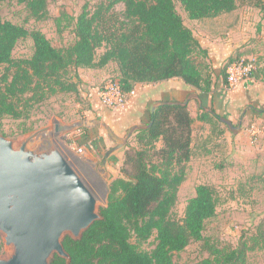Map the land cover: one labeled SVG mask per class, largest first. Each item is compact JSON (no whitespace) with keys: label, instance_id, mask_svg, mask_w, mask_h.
<instances>
[{"label":"trees","instance_id":"1","mask_svg":"<svg viewBox=\"0 0 264 264\" xmlns=\"http://www.w3.org/2000/svg\"><path fill=\"white\" fill-rule=\"evenodd\" d=\"M6 1L0 0V6ZM16 1L35 19L47 16L48 0ZM178 1L191 20L213 18L238 6V0ZM244 1L264 12V0ZM119 3L123 11L115 9ZM72 34L71 44L57 47L40 29L28 30L0 14V133L6 116L28 118L35 102L57 92L78 94L83 84L80 68L100 69L113 63L117 75L112 78L118 79L124 92L137 83L174 77L200 91L199 96L211 90V70L204 73L198 59H206L207 50L185 24L174 0H101L93 7L84 5ZM25 37L33 42L32 54L14 58L17 41ZM99 49H103L100 54ZM235 59L231 56L222 67L225 82L226 64ZM152 105L143 124L149 125L132 133L136 145L124 151L122 175L107 187L102 218L80 239L64 237L69 263L55 255L50 264H175L174 253L193 241H203L209 255L190 264H246L247 251L264 247L262 226L251 245L241 239L236 247H219L203 236L206 221L217 213L216 190L209 184H198L183 216H174L192 156L193 124L196 119L212 123L219 115L214 108L208 112L198 106L200 113L194 116L188 105L159 103L153 110ZM151 238L152 248L143 249Z\"/></svg>","mask_w":264,"mask_h":264},{"label":"rangeland","instance_id":"2","mask_svg":"<svg viewBox=\"0 0 264 264\" xmlns=\"http://www.w3.org/2000/svg\"><path fill=\"white\" fill-rule=\"evenodd\" d=\"M100 1L48 0L47 16L38 20L30 16L23 4L8 0L0 6V14L28 30L40 29L54 46L66 47L74 41L73 23L83 6L93 7ZM174 1L185 24L194 28V21L187 17L179 1ZM237 5L234 13H237L238 18H242V23L254 30L264 27V12L246 4L244 0H238ZM115 9L123 11L124 5L119 3ZM221 17H226L222 22L228 29L231 28L227 26L232 22L227 18L228 15L223 14ZM242 47L243 45L238 49ZM238 49L232 57H245L247 53L239 52ZM102 50L99 49L97 53L100 54ZM32 51L33 42L30 37H25L17 41L12 56L29 57ZM238 53L242 54L237 55ZM198 59L202 61L204 73L211 70L207 58ZM115 69V65L109 66V73L99 80V83L94 74L95 69H78L83 83L79 86L78 94L57 92L35 102L29 108L28 118L16 120L6 116L0 133L7 138L17 139L42 127L53 126L52 140L92 188L98 198L99 207L106 204L110 181L122 175L124 151L136 145L133 134L123 143L133 125L111 126L112 122H116L113 119L112 122H103V126L99 123L102 117L95 115L91 109L90 89L95 86L100 88L106 79L116 76ZM221 70L213 78L211 90L201 93L204 97L201 103L205 107L214 108L219 116L230 119L234 125L241 120V129L232 133L228 126L217 118H214L212 123L195 120L192 157L186 165L185 179L179 187L173 214L177 218L183 216L186 202L195 194L198 184L213 186L218 199L217 213L206 221L203 236L219 247L233 248L241 239L247 240L251 245L252 239L259 233L260 226L264 233V158L257 148L264 139V133L262 131L259 135L252 136L249 131L251 124L264 130V122L257 124L254 119H248L245 123L243 108L229 107L228 93L233 89L228 88ZM188 103H191L188 106L189 112L194 116L198 115L200 108L197 101L190 100ZM151 104L153 102L149 104L148 110ZM56 124L71 128L55 132ZM23 128L28 130L21 133ZM120 143L122 145L118 147ZM78 148L82 150L78 151ZM152 246V238L142 244L143 249H150ZM6 254L3 247L0 255ZM208 255L203 241H193L183 251L174 253L173 261L175 264H190ZM246 264H264V247L259 245L247 251Z\"/></svg>","mask_w":264,"mask_h":264},{"label":"water","instance_id":"3","mask_svg":"<svg viewBox=\"0 0 264 264\" xmlns=\"http://www.w3.org/2000/svg\"><path fill=\"white\" fill-rule=\"evenodd\" d=\"M190 100L212 111L196 92L184 101H157L152 110L159 103L187 105ZM219 120L232 133L241 129V120L236 125L226 117ZM148 125H133L123 143ZM70 128L54 126L55 132ZM52 129L48 125L17 139L0 134V238L7 252L0 264H50L55 255L69 263L64 237L80 239L102 218L97 196L52 140Z\"/></svg>","mask_w":264,"mask_h":264},{"label":"crops","instance_id":"4","mask_svg":"<svg viewBox=\"0 0 264 264\" xmlns=\"http://www.w3.org/2000/svg\"><path fill=\"white\" fill-rule=\"evenodd\" d=\"M223 14H227V18L232 21L227 25L231 27L229 29L222 22L226 18L221 17ZM223 14L213 18L193 20L194 28L190 25L187 26L192 29L201 46L207 50V62L211 69L212 80L218 71L222 69L227 59L241 45L243 47L238 49L240 50L239 52L247 53L245 57H254L256 59L254 74L229 92L230 99L227 100L231 109L233 107L243 108L245 123L248 119H254L257 124H260L264 122V27L259 30L257 27L254 30L251 26L242 23V18H238L237 13H234V11ZM225 33L226 36L224 37ZM207 37L213 38V40ZM239 54L242 53L237 55ZM113 65V63H109L103 68L95 69L94 74L98 79L97 83L101 82L99 80L104 78V76H107L110 71L109 66L112 67ZM114 71L115 75H117L116 70ZM98 89L99 87L96 86L90 89L91 109L95 115L103 118L99 122L103 126H105L103 122H112L113 119L116 122H112L111 126L146 123L149 119L148 107L150 103L169 100L184 101L193 92L199 94L195 88L187 85L182 79L177 77L155 83H137L133 88L134 93L128 96L126 104L119 109L110 110L100 102ZM202 95L200 97L203 100L204 97ZM209 97L211 98V95ZM213 98H215V95ZM190 104L188 103V106ZM257 148L264 158V139L257 145Z\"/></svg>","mask_w":264,"mask_h":264},{"label":"built area","instance_id":"5","mask_svg":"<svg viewBox=\"0 0 264 264\" xmlns=\"http://www.w3.org/2000/svg\"><path fill=\"white\" fill-rule=\"evenodd\" d=\"M256 69V59L254 57L237 58L226 64V84L229 89L237 88L245 80L252 76V72ZM133 89L130 92H124L121 89L118 79L109 77L98 89V96L102 105L110 109H119L123 107L130 94H133ZM250 134L257 136L262 133L263 129L260 126L251 124L249 127ZM78 148V151H81Z\"/></svg>","mask_w":264,"mask_h":264}]
</instances>
